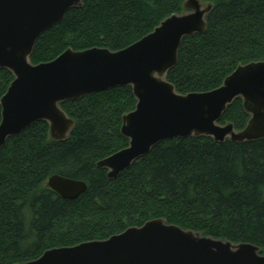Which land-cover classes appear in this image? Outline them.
I'll list each match as a JSON object with an SVG mask.
<instances>
[{
  "label": "trees",
  "instance_id": "1",
  "mask_svg": "<svg viewBox=\"0 0 264 264\" xmlns=\"http://www.w3.org/2000/svg\"><path fill=\"white\" fill-rule=\"evenodd\" d=\"M208 1L215 6L207 31L184 39L168 75L181 93L215 89L240 63L264 59V0ZM183 3L84 0L83 7L71 8L42 34L32 61H51L68 48H126L180 12ZM13 79L0 68V101ZM136 102L130 86L66 101L62 107L76 120L67 141H51L42 120L8 139L0 149V264L106 239L159 217L213 237L256 244L264 253V139L166 140L111 180L97 162L128 146L122 116ZM248 119L237 99L220 121L242 129ZM54 174L85 181L87 191L73 200L61 197L48 186Z\"/></svg>",
  "mask_w": 264,
  "mask_h": 264
},
{
  "label": "water",
  "instance_id": "2",
  "mask_svg": "<svg viewBox=\"0 0 264 264\" xmlns=\"http://www.w3.org/2000/svg\"><path fill=\"white\" fill-rule=\"evenodd\" d=\"M83 6L84 0H0V68L14 76L0 101V149L41 120L49 125L51 141H67L76 120L62 103L126 86L132 87L137 100L122 116L121 134L129 144L97 162L111 180L166 140L264 139V59L240 63L219 87L203 92L181 93L168 78L184 39L207 31L212 1L184 0L180 12L126 48H68L51 61L34 63L42 34L71 8ZM237 99L249 115L242 129L220 121ZM48 186L70 200L88 188L85 181L60 174L52 175ZM16 264H264V253L256 244L213 237L159 217L106 239L50 248Z\"/></svg>",
  "mask_w": 264,
  "mask_h": 264
}]
</instances>
